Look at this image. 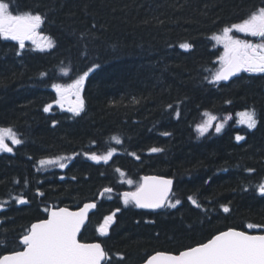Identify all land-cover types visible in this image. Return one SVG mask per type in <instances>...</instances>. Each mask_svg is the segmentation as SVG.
<instances>
[{"label": "trees", "instance_id": "1", "mask_svg": "<svg viewBox=\"0 0 264 264\" xmlns=\"http://www.w3.org/2000/svg\"><path fill=\"white\" fill-rule=\"evenodd\" d=\"M12 2L14 13L45 18L38 32L53 47L41 50L39 37L23 49L0 38V127H12L23 141L8 140L13 151L0 152V202H6L0 209V254L21 249L19 239L46 217L49 206L76 208L88 201L96 208L79 239L100 241L111 264L178 252L229 227L261 231L246 225L264 224V195L257 191L264 182V74L210 81L224 51L211 36L264 7V0ZM232 35L261 42L235 30ZM185 42L193 47L180 48ZM89 69L83 111H68L75 95L63 108L55 104L52 85L71 84ZM48 104L52 109L45 112ZM249 108L257 113L255 129L238 123L237 113ZM205 112L216 120L201 136L196 125L205 122ZM220 122L224 127L217 133ZM238 134L245 139L237 141ZM153 147L162 151L153 153ZM113 148L107 162L90 159ZM55 157H65L66 166H40L41 159ZM149 174L170 177V197L181 203L155 211L125 205L122 194ZM17 196L27 203H16ZM113 212L107 235H100V221Z\"/></svg>", "mask_w": 264, "mask_h": 264}, {"label": "snow or ice", "instance_id": "2", "mask_svg": "<svg viewBox=\"0 0 264 264\" xmlns=\"http://www.w3.org/2000/svg\"><path fill=\"white\" fill-rule=\"evenodd\" d=\"M45 18L40 13L31 11H13L12 0H0V38L18 42L19 48L25 47L26 41L37 44L39 37L43 43L37 46L43 50L52 48L53 41L50 37L41 36L38 29L44 23ZM244 33L252 37H259L260 43H252L249 40H242L232 35L233 31ZM211 39L217 44L223 45V53L218 57L220 67L211 75V83L227 81L240 72L264 74V7L251 12L246 18L238 23L225 26L220 34H213ZM191 43H182L180 48L191 49ZM67 73V69H63ZM84 72L71 84H53L56 90L57 99L55 104L61 108L69 95H75V102L68 111L79 115L84 109V100L81 91L84 87L85 78L89 72ZM207 79V77L205 78ZM230 103V101H229ZM171 107V105H169ZM52 104L45 105L44 111L49 112ZM177 116L179 112L177 111ZM207 118L204 123L196 125V131L202 136L212 127V121L216 117L211 113H204ZM238 123L246 125L247 129H255L257 126V113L254 108L245 109L237 113ZM231 117H228L230 119ZM55 123V122H54ZM224 123L215 125V131L221 132ZM168 135V133H165ZM120 143V141L113 137ZM237 141L244 140L241 135H236ZM12 145H20L23 141L12 127H0V152H12ZM116 149H110L106 155L92 153L90 159L94 161L107 162L115 153ZM151 152H161L160 148H151ZM88 155V153H85ZM135 155V154H133ZM65 157H55L52 159H41L40 166L56 165L64 168L66 165L62 161ZM139 159V157H137ZM120 172V169H116ZM247 171L253 172V169ZM123 176L124 173L120 172ZM132 184V180L127 181ZM173 180L163 176H144L135 191L124 192L123 203L133 204L141 209H161L175 208L181 203L180 200H173L170 197ZM112 189H104L105 193ZM257 191L264 195V182L257 186ZM43 195V193H39ZM103 195V193H102ZM16 203L24 204L27 200L23 196L14 198ZM192 204L199 207V204L192 197L188 198ZM6 202H0V209L5 207ZM96 207L95 203H85L83 207L72 211L67 207L46 209L47 219L38 220L32 223L26 233L20 238L22 250H12L0 254V264H111L109 253L105 251L101 243H83L78 239L85 221L88 219L90 209ZM224 212H228L227 205L222 206ZM117 212L119 209L116 210ZM115 218V212L104 217V222L99 225L97 231L100 235H107L110 225ZM247 229H260L255 234H250L247 230H238L229 227L224 231H219L212 235L206 242H200L195 246H189L178 253L167 251H157L147 257L145 264H264V224L248 223ZM120 258L122 254H118Z\"/></svg>", "mask_w": 264, "mask_h": 264}, {"label": "water", "instance_id": "3", "mask_svg": "<svg viewBox=\"0 0 264 264\" xmlns=\"http://www.w3.org/2000/svg\"><path fill=\"white\" fill-rule=\"evenodd\" d=\"M146 176H160V175H156V174H150V175H146ZM163 177H165V176H163ZM166 178H168V177H166ZM85 203H95L94 201H88V202H84L82 205H80L79 207H77V208H69V207H67V208H69L70 210H72V211H76V210H78L79 208H81V207H83V205L85 204ZM65 206H57V207H53V206H51V207H49V210L50 209H55V208H64ZM95 208H93V209H90L89 210V213H88V216H89V214L94 210ZM147 210H153V209H147ZM47 217H48V213H47V216H46V218H44V219H47ZM88 220V219H87ZM87 220L85 221V224H86V222H87ZM35 222H37V221H35ZM35 222H33V223H35ZM31 226V225H30ZM30 226H29V228H30ZM82 229H83V227H82ZM82 229H81V231H82ZM226 230V229H225ZM238 230H241V229H238ZM221 231H224V230H221ZM81 233V232H80ZM80 233L78 234V238H79V235H80ZM215 234H217V233H215ZM214 234V235H215ZM250 234H255V233H251L250 232ZM211 238V237H210ZM209 238V239H210ZM207 241V240H206ZM206 241H204V242H206ZM81 242H83V243H93V242H98V243H100L99 241H91V242H84V241H81ZM102 245V244H101ZM196 245V244H195ZM195 245H193V246H195ZM185 249V248H184ZM22 250V249H21ZM183 250V249H182ZM181 251V250H180ZM155 252H157V251H155ZM155 252H153V253H151L150 255H152V254H154ZM168 252V251H167ZM179 252V251H178ZM178 252H172V253H178ZM150 255H148V256H150ZM147 256V257H148ZM147 257L143 260V261H141V262H137V263H133V264H145V260L147 259Z\"/></svg>", "mask_w": 264, "mask_h": 264}, {"label": "rangeland", "instance_id": "4", "mask_svg": "<svg viewBox=\"0 0 264 264\" xmlns=\"http://www.w3.org/2000/svg\"><path fill=\"white\" fill-rule=\"evenodd\" d=\"M234 37H236V38H238V39H242V38H239L238 36H234ZM242 40H247V39H242ZM70 97H72V96H74V95H69ZM69 106H71V103L70 104H68ZM104 221H102V222H100V224H102Z\"/></svg>", "mask_w": 264, "mask_h": 264}]
</instances>
